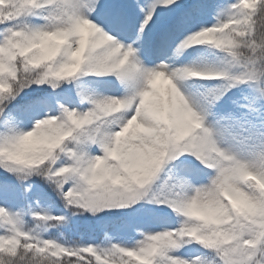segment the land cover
Listing matches in <instances>:
<instances>
[{"label":"snow or ice","instance_id":"obj_1","mask_svg":"<svg viewBox=\"0 0 264 264\" xmlns=\"http://www.w3.org/2000/svg\"><path fill=\"white\" fill-rule=\"evenodd\" d=\"M0 264H264V0H0Z\"/></svg>","mask_w":264,"mask_h":264}]
</instances>
